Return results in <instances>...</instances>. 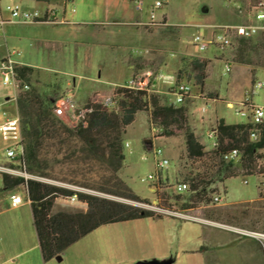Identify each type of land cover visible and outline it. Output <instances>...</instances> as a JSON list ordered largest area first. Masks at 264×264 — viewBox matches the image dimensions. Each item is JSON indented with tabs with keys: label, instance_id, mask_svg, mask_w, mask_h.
Instances as JSON below:
<instances>
[{
	"label": "rangeland",
	"instance_id": "rangeland-1",
	"mask_svg": "<svg viewBox=\"0 0 264 264\" xmlns=\"http://www.w3.org/2000/svg\"><path fill=\"white\" fill-rule=\"evenodd\" d=\"M100 2L97 0L98 4ZM154 2L143 0V13L148 15ZM236 2L245 5L247 0ZM15 3L12 0L0 1L4 18L9 16L5 6ZM225 12L238 19L234 23L242 22V15L227 0H166L160 8L154 9L157 17L166 14V24L160 26V30L161 34L170 37L160 54L151 47L144 50L146 41L140 37L154 30L144 25L135 28L114 24L97 30L91 25L77 27L72 23L6 22L0 31V44L1 49L5 44L7 48L19 51V55L14 57L33 68L24 80L29 89L51 103L60 96L73 93L80 107H84L88 97L101 101L110 95L115 85L124 83L129 77L131 64L134 71H156L160 70L157 58L176 60L180 56L181 59L183 52L211 58L202 90L191 78L179 81L187 82L193 95L182 103L187 107L185 125L209 149L211 140L206 137V132L215 125L216 117L226 123L245 122L246 118L237 114L235 107L246 95L254 104L264 107V30L243 39L245 43L233 40L231 47L227 48L228 55L225 49L215 45L199 50L193 44V36H206L208 26L223 21L221 14ZM143 52L150 58L140 56ZM230 56L232 61L229 70L225 71L224 59ZM258 81L263 86L256 88L254 85L251 92L252 85ZM148 85V93L156 95L160 104L171 103L173 96L168 84L150 77ZM16 93V88L4 84L0 75V123L5 117L19 116ZM204 103L207 107L201 112L200 107ZM149 110L148 105L146 109L137 111L133 121L125 126L122 133L123 160L116 175L135 194L150 201L154 197L155 178L148 179L147 176L157 174L153 159L155 148L161 147L169 160L168 166L161 171L160 191L166 196L178 194L172 191V186L181 179H189L188 172L195 171L196 164L186 159L182 133L167 135L162 131L161 137L151 136ZM59 121L68 127L80 122L74 124L68 116L58 117L49 110L46 128L38 138L36 162L32 165L40 172L30 173L25 168L28 178L123 200L101 191L102 187L111 185L106 183L111 175L110 166L95 159H85L76 134L65 137L57 132ZM22 134L24 136L23 130ZM6 144L0 134V164L5 165L7 160L2 149ZM259 153V161H264V149ZM259 180L260 175L239 174L227 178L224 183L217 181L209 186L201 202L187 210H182L179 202L174 203L172 199L162 202L163 208L170 211L208 219L218 225L208 226L198 220L176 216L103 224L45 262L41 258L29 204L23 203L20 208L4 211L11 206V193H17L24 199V185L21 184L14 189L0 191V224L3 218L21 219L19 227L8 231L6 237L0 233V264H139L156 261L160 264H264V188H261L263 197L257 198ZM220 190L226 202L215 204L212 195ZM55 200L54 211L81 209L79 201L70 202L65 197ZM249 235L260 237V240ZM14 244L19 246H15L16 251H11ZM19 251H22L20 255H14Z\"/></svg>",
	"mask_w": 264,
	"mask_h": 264
},
{
	"label": "trees",
	"instance_id": "trees-1",
	"mask_svg": "<svg viewBox=\"0 0 264 264\" xmlns=\"http://www.w3.org/2000/svg\"><path fill=\"white\" fill-rule=\"evenodd\" d=\"M264 34V31H263ZM245 38L239 40L243 43ZM243 45V44H242ZM241 46V45H240ZM209 59L198 56H184L176 70L175 79L179 82L183 78H191L200 90L204 88ZM19 77L27 80L33 72L29 65H18ZM26 82V81H25ZM115 94L113 106H108L102 101L88 97L83 104L87 109L84 112V121L73 127H68L61 121L56 125L57 132L65 137L76 134L80 140V151L85 154V159H95L105 163L111 168V175L106 183L110 187H102L101 191L123 200L86 193L65 188L55 184L40 181L34 178H24L20 175L0 173V191L10 190L21 184L25 185L26 194L32 216L38 247L42 260L48 261L59 255L68 246L94 230L108 223L122 222L144 217L159 218L162 214L145 208L139 203L152 204L148 199L135 194L116 175L123 160L122 133L126 125L133 121L137 111L150 106V118L163 127L167 135L182 133L184 135L185 150L190 158L202 159L196 165L195 171H189L190 185L187 195L161 192V187L156 186V206L162 207V202L167 203L172 199L179 202L182 210H187L201 202L209 186L215 182L239 174L259 175L264 173V161H259V151L264 149V121L260 124L258 140L251 141L248 137L247 122L226 123L222 118H217L215 129L217 144L207 151L199 142L194 132L186 125L187 107L184 104H160L158 97L145 90L126 88L116 85L112 90ZM212 96V95H211ZM16 106L20 117V126L25 139V164L30 173L40 172L32 165L36 162V147L42 129L46 128L49 110L52 103L34 90L27 89L16 96ZM54 126V124H53ZM232 148L240 151L237 161H224L221 155ZM6 165L17 168L14 161ZM258 197H263L261 189L257 186ZM75 194L79 202L85 203V209L53 210L55 199L68 197Z\"/></svg>",
	"mask_w": 264,
	"mask_h": 264
},
{
	"label": "built area",
	"instance_id": "built-area-1",
	"mask_svg": "<svg viewBox=\"0 0 264 264\" xmlns=\"http://www.w3.org/2000/svg\"><path fill=\"white\" fill-rule=\"evenodd\" d=\"M69 0H62L63 3ZM232 3L237 11L242 15L244 21L238 24H222L212 27L211 31L206 36L196 34L193 36V44L199 50H205L209 45H215L217 48L224 50L231 47L233 40L240 38H248L256 34L260 30H264V0H247L245 5H240L236 0H227ZM166 0H155L151 9L149 11V20L142 23L145 27H152L158 23L154 20L155 13L154 9L160 8L165 4ZM136 9L140 10L143 5L142 0H134ZM4 10L8 12V18L2 16V9L0 8V31L2 26L6 22H20V23H38V22H48L51 24H64L68 23L66 19L61 15H57L56 9L54 7H47L43 10L35 8H26L20 4H11L6 5ZM75 9L71 5L70 11L73 12ZM19 51L15 49H9L5 47L4 52L0 55V75L4 84H11L16 88V95L18 93L25 92L29 86L19 77L17 73V66L22 65L14 56L19 55ZM232 61V57L224 59V70H229V65ZM153 77L157 82H163L169 85L170 94L173 96L171 103L173 105L182 104L188 97H193L190 93L191 86L187 82H176L174 76L170 74H164L160 70L144 69L141 71H134L129 78L121 85L126 88L131 89H140L149 92L148 81L149 78ZM254 85L256 88L263 86L262 82H255L251 87V92L254 90ZM116 86V85H115ZM114 88H112L113 90ZM199 96V95H197ZM115 94L111 92L110 95L103 97L101 100L104 104L108 106H113ZM207 103H204L200 110L201 112L205 111ZM87 109L85 107H80L76 101L73 93H68L63 96H60L52 103V111L58 117L68 116L73 119L74 124L77 122L85 123L84 121V112ZM235 112L246 118L245 122L249 123L251 126L248 128V137L251 141L258 140L260 124L264 121V107L254 104L251 101L250 96L246 95L240 102L237 107H235ZM5 116V112H2ZM150 134L153 138L161 137L160 132L163 131L161 124L156 123L153 119L150 118L149 122ZM0 134L3 140L7 141V144L3 147L2 153L3 157L8 162L14 161L19 165L17 168L0 164V173H8L13 175H23L24 178L30 177L26 173V164L25 160V139L22 134L20 126L19 116L14 117H5L0 123ZM206 137L211 140V148L217 144V135L215 125L209 128L206 132ZM128 143H125L127 146ZM211 148L206 149L207 151ZM163 149L161 147L155 148L153 150V159L156 167L157 174H149L148 179L155 178L153 185V190L156 189V186L160 187L162 184V169L166 168L169 164L168 158L164 155ZM240 157V151L237 148H232L228 152H225L221 155V158L224 161L235 162ZM190 162H194L196 165L203 159L190 158L186 157ZM260 180L258 182V187L261 189L264 188V173L259 174ZM155 176V177H154ZM244 183H247L246 179H243ZM190 185V180L188 178L181 179L174 183L172 186V191L174 193H184L188 191ZM24 199L19 194H11L10 200L12 205H19L24 202H29V199L26 194V188L24 185ZM67 201L73 202L77 201L75 194L65 197ZM157 201V200H156ZM212 201L215 204H221L225 201L224 194L216 192L212 195ZM144 207L152 209L158 213H163L165 215L176 216L180 218H190L198 220L201 222H209L206 219H202L197 216H191L185 213L170 211L166 208L156 206V202L152 204L141 203Z\"/></svg>",
	"mask_w": 264,
	"mask_h": 264
},
{
	"label": "crops",
	"instance_id": "crops-1",
	"mask_svg": "<svg viewBox=\"0 0 264 264\" xmlns=\"http://www.w3.org/2000/svg\"><path fill=\"white\" fill-rule=\"evenodd\" d=\"M12 1L17 2L15 4H20L23 7L35 8V9H39V10H43L47 7H54L56 9L57 15H59V16L62 15L64 17V19L69 21L68 23L75 24V26H77V27H86L88 25H91L92 27L97 28V30L100 28L104 29L105 27L110 26V25H114V24L115 25L116 24L117 25H127V26L132 25V26H135V28H138V26L143 25L142 23L149 20V14L147 15L146 12L143 13L142 8L140 10L136 9V6L134 4V0H101L100 4L97 3V0L96 1H94V0H69L65 3H63L62 0H12ZM71 5L73 7L76 6V10H74L73 12L70 11ZM74 9H75V7H74ZM221 16L224 20L219 22V23H214V24L211 23L208 26V30H207L208 32L211 31L212 27H214L216 25L238 24V23H234V22L238 21V19L235 20L230 15V13H228V12L222 13ZM154 20L158 23L157 25L152 26L154 30L150 33L146 32L145 35L141 36L140 38H143V40L146 41L145 46H144V50H147L148 48L151 47L157 53L159 52V54H160V50H163L165 45L170 40V37H168L167 34H161V30H160V26H164L166 24V14L162 13L158 17L155 15ZM241 20H242V22L244 21V19H240V21ZM1 47H2V44H0V55H2L4 52V50H2V49H5V47H7V46L4 44L3 45L4 48L1 49ZM225 50L227 53L228 49H225ZM147 53H148V51H147ZM147 53L143 52L140 56H143L144 58H150L149 54H147ZM181 54H183L182 57L189 56V55L198 56V57H205V58L209 59L208 66L211 64L212 59L207 57V56L197 55V54H194L191 52H183ZM155 55L157 57V54H155ZM227 55H228V53H227ZM179 57L176 60L169 59L168 57L162 58V60L157 58L158 62H160V71L164 74H170V75L175 77L176 70L180 66V60L181 59ZM19 62L27 65L25 62H22V61H19ZM134 70L135 69L133 68V64H131L129 76L134 72ZM204 85H205V83H204ZM216 119H217V117H216ZM198 140L200 143H202L204 145V143L202 142L201 139H198ZM204 148L206 149L205 145H204ZM226 179H224V181ZM224 181L222 183H224ZM16 187H19V186H16ZM16 187H14V188H16ZM14 188H12V189H14ZM6 191H8V190H6ZM225 193H226V191H225ZM11 194H17V193H11ZM56 202L57 201L55 200V203ZM150 202L151 203L156 202L155 193H154V197L152 199H150ZM224 202H226V197H225ZM24 203L29 204V202H24ZM22 204L15 205V206L11 204V206L6 208L4 211H6L8 209L20 208L22 206ZM80 204H81V209H85V207H86L85 203L81 202ZM166 216H171V215H162L159 218H152V217H149V218H151L152 220H160V219L166 218ZM202 219H204V218H202ZM206 220H208V219H206ZM208 221L209 222H207V221L204 222V223H207L208 226L218 225V224H216L210 220H208ZM20 224H21V219H19L17 217L3 218V220L1 221V224H0L1 236L3 238L6 237L8 234V231H12V230L18 228ZM219 226H221V225H219ZM222 227H224V226H222ZM224 228H227V227H224ZM249 236L252 238H255V239L258 238V240H260L259 239L260 237L251 236V235H249ZM12 246H13L14 250L12 249L11 251H16L15 246H19V245L14 244ZM21 252L22 251L16 252L14 255H20ZM14 255L10 256L9 259L14 257ZM154 261H156V260H154ZM154 263L160 264L157 261Z\"/></svg>",
	"mask_w": 264,
	"mask_h": 264
},
{
	"label": "water",
	"instance_id": "water-1",
	"mask_svg": "<svg viewBox=\"0 0 264 264\" xmlns=\"http://www.w3.org/2000/svg\"><path fill=\"white\" fill-rule=\"evenodd\" d=\"M139 264H156V263H154V262H141Z\"/></svg>",
	"mask_w": 264,
	"mask_h": 264
}]
</instances>
